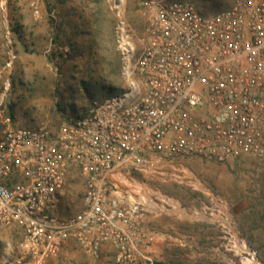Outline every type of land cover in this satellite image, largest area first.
<instances>
[{"label": "built area", "instance_id": "1", "mask_svg": "<svg viewBox=\"0 0 264 264\" xmlns=\"http://www.w3.org/2000/svg\"><path fill=\"white\" fill-rule=\"evenodd\" d=\"M143 5L145 44L121 94L56 136L46 127L0 131V225L22 229L36 264L68 241L94 257L112 246L116 264H164L146 202L120 196L125 168L241 157L264 168V0H232L214 15L188 1ZM72 167L85 180L82 208L63 217Z\"/></svg>", "mask_w": 264, "mask_h": 264}, {"label": "rangeland", "instance_id": "2", "mask_svg": "<svg viewBox=\"0 0 264 264\" xmlns=\"http://www.w3.org/2000/svg\"><path fill=\"white\" fill-rule=\"evenodd\" d=\"M144 1L0 0V131L45 126L56 136L65 122L121 94L132 73L127 66L133 69L145 44ZM180 1L214 15L232 0ZM154 160V166L123 170L127 187L120 196L146 202V228L157 236L159 262L264 264L263 167L250 157ZM84 185L72 167L61 216L80 211ZM115 255L106 246L89 256L68 241L43 264H116ZM0 264H36L15 223L0 225Z\"/></svg>", "mask_w": 264, "mask_h": 264}, {"label": "bare ground", "instance_id": "3", "mask_svg": "<svg viewBox=\"0 0 264 264\" xmlns=\"http://www.w3.org/2000/svg\"><path fill=\"white\" fill-rule=\"evenodd\" d=\"M118 2H119V5H123L124 4V0H118ZM127 72H132V67L131 66H127ZM40 88V90H41V88L43 89V86H40L39 87ZM40 90L39 91H37V96H39L40 95ZM43 92V90L41 91V93ZM36 96V95H35ZM239 250L240 251H247V249L244 247V246H242V245H239Z\"/></svg>", "mask_w": 264, "mask_h": 264}, {"label": "crops", "instance_id": "4", "mask_svg": "<svg viewBox=\"0 0 264 264\" xmlns=\"http://www.w3.org/2000/svg\"><path fill=\"white\" fill-rule=\"evenodd\" d=\"M24 127H26V126H24ZM45 127V126H44ZM29 128V127H28ZM41 128H43V127H40V128H38V129H41ZM47 128V127H46ZM33 129V128H32ZM106 247V246H105Z\"/></svg>", "mask_w": 264, "mask_h": 264}]
</instances>
